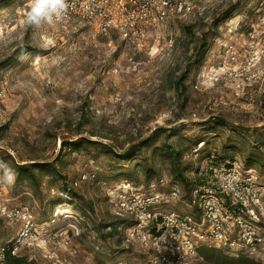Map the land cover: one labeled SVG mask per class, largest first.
I'll return each mask as SVG.
<instances>
[{"label": "rangeland", "instance_id": "374dc122", "mask_svg": "<svg viewBox=\"0 0 264 264\" xmlns=\"http://www.w3.org/2000/svg\"><path fill=\"white\" fill-rule=\"evenodd\" d=\"M27 6L28 0H0V161L10 168L14 160L55 161L59 173H41L39 189L15 179L0 180V188L11 203L31 207L39 230L59 237L21 257L25 264L139 263L148 254L127 241L124 225L117 230L105 225L118 217L110 189L127 182L147 187L145 174L122 177L123 164L99 145L70 152L60 149L61 142L89 138L121 151L153 136L162 140L168 133L162 130H171L170 142L186 149L184 160L195 162L194 168L205 166L210 154L223 155L229 135L245 139L251 149L259 138L256 147L264 152V77L249 88L251 104L236 99L223 84L193 87L203 59L226 42L245 41L249 24L264 17V0L200 4L189 16L170 17L156 41L149 37L142 49L115 31L97 34L78 15L66 20L65 14L54 25L34 28L24 22ZM237 24L243 27L228 32ZM189 25L192 32L184 27ZM262 67L264 62L256 63L254 73ZM183 73L186 90L175 84ZM215 116L227 122L213 129L217 135L209 131ZM199 138H207V144L190 151ZM233 151L229 155L243 163V155ZM253 168L264 182V166ZM157 171L152 181L173 180L169 164L160 158ZM84 173L88 179L79 181ZM64 187L75 194L64 193ZM16 231L17 225L0 221V245L14 239ZM251 259L264 264V251ZM197 264L208 263L201 257Z\"/></svg>", "mask_w": 264, "mask_h": 264}, {"label": "built area", "instance_id": "2783aa9c", "mask_svg": "<svg viewBox=\"0 0 264 264\" xmlns=\"http://www.w3.org/2000/svg\"><path fill=\"white\" fill-rule=\"evenodd\" d=\"M210 0H68L66 20L78 15L97 34L117 32L121 39L138 49L156 41L159 29L172 16L186 17ZM228 28V32L243 27ZM242 37V34H241ZM245 41L222 44L208 58L194 82V89L223 84L236 99L254 102L249 88L264 77V17L249 24ZM259 48H263L261 52ZM204 142L197 146L199 149ZM196 148V149H197ZM197 151V150H196ZM195 175V172L192 173ZM188 199L179 185L158 178L147 187L123 183L109 195L116 215L129 218L125 238L148 254L139 262L121 264H193L200 262L201 247L223 249L227 254L249 258L264 251V182L257 171L241 161L216 163L208 160L198 169ZM88 179L86 173L79 178ZM79 181H74L77 187ZM177 208L169 209V206ZM0 219L17 225L14 239L0 245V264L8 255L19 257L27 249L43 248L59 237L39 230L28 204H13L0 188ZM68 247L69 242L64 241Z\"/></svg>", "mask_w": 264, "mask_h": 264}, {"label": "trees", "instance_id": "16d2710c", "mask_svg": "<svg viewBox=\"0 0 264 264\" xmlns=\"http://www.w3.org/2000/svg\"><path fill=\"white\" fill-rule=\"evenodd\" d=\"M185 29H187L189 32H192L193 25L184 26ZM206 40L202 43V47L206 48ZM209 48H207V52L209 53ZM206 52V53H207ZM206 57V56H205ZM207 58L202 61V64L200 65L199 72L203 68L204 64L206 63ZM186 80H187V74L183 73L179 76V78L176 80V87L177 89H183L186 90ZM211 127L209 128V131H212L215 135L216 132L213 131L216 127L219 125H225L227 126V122L224 118L215 116L210 120ZM229 128L234 129L232 126H229ZM171 129V128H170ZM164 133L167 131L168 133L163 136V139L161 140V135L153 136L151 138H146L144 140H141L139 142L133 143L130 146H128L126 149H123L121 151L116 150L114 147L105 144L103 142L93 141L89 138H77L74 141H66L65 139L61 142V150L68 149L70 152L79 151L83 145H99L102 149V152L108 156H111L119 161V163H122L123 165L120 166V175L122 177H132L139 171L145 174L146 176V184L149 186L152 182V178L155 176L157 171V159L160 158L164 162H167L169 164V169L171 172V176L173 180L170 181V185H179L184 192V198L188 199L191 195L192 188L195 184L194 179L192 178V173H198L199 167L194 168V164L190 159L191 162H185L184 157L186 154L185 148L179 147L178 145H175L170 142V135H173L171 130H162ZM259 140L257 138L253 145L255 148L251 149V146H249L246 143L245 139H242V141H238L233 137L232 135L227 136L226 141L223 144L222 151L223 155H209L206 159L211 161L213 160L216 163H226L231 162L234 160L233 156H230V151L234 150L233 152H240L243 155V165L246 168H253L254 166H264V152L259 147H256V143ZM160 141L158 144L157 142ZM207 138H199L198 140H195L193 145L191 144L190 151L195 150L200 142H204V144H207ZM189 147V148H190ZM259 148V150H258ZM261 151L262 154H259ZM149 150L150 153H149ZM203 151V150H202ZM200 152V151H199ZM206 160V161H207ZM11 169L14 172L15 175V182L25 183L28 182L31 186H33L34 189H39L40 183H41V173H46L48 175L59 173L56 162L55 161H43V162H19V161H13L11 165ZM254 169V168H253ZM157 180V179H156ZM155 180V181H156ZM64 193H68V195H72L74 192H72L71 188L64 187ZM75 194V193H74ZM116 220L111 222L110 224H106L105 228H110L111 226L114 227V230H117L118 228L122 227L121 224L124 225L123 229L128 227L132 220L129 218H115ZM5 222L4 220H1ZM109 235L113 236L114 234L111 232ZM200 256L204 258L206 263L208 264H256L254 260L251 258L239 254L237 256H233L230 254H227L223 249L220 248H210V247H201L199 250ZM7 264H25L24 257H14L11 255H8L6 262ZM4 263V264H5Z\"/></svg>", "mask_w": 264, "mask_h": 264}, {"label": "clouds", "instance_id": "9594fccd", "mask_svg": "<svg viewBox=\"0 0 264 264\" xmlns=\"http://www.w3.org/2000/svg\"><path fill=\"white\" fill-rule=\"evenodd\" d=\"M68 0H28L27 10L24 15V22L34 28H39L42 23L54 25L68 11ZM23 53L24 50L22 49ZM0 180L12 183L15 179L14 172L5 162L0 161Z\"/></svg>", "mask_w": 264, "mask_h": 264}]
</instances>
